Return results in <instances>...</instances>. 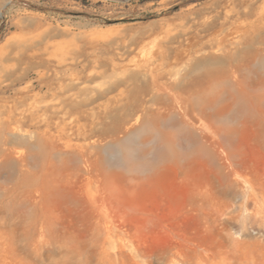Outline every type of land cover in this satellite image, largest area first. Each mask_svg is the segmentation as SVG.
Here are the masks:
<instances>
[{"label":"rangeland","instance_id":"rangeland-1","mask_svg":"<svg viewBox=\"0 0 264 264\" xmlns=\"http://www.w3.org/2000/svg\"><path fill=\"white\" fill-rule=\"evenodd\" d=\"M0 264H264V0H0Z\"/></svg>","mask_w":264,"mask_h":264},{"label":"bare ground","instance_id":"bare-ground-1","mask_svg":"<svg viewBox=\"0 0 264 264\" xmlns=\"http://www.w3.org/2000/svg\"><path fill=\"white\" fill-rule=\"evenodd\" d=\"M25 135V134H24Z\"/></svg>","mask_w":264,"mask_h":264}]
</instances>
